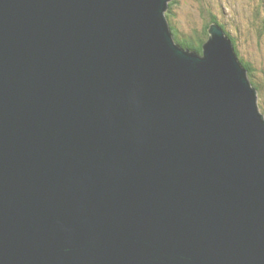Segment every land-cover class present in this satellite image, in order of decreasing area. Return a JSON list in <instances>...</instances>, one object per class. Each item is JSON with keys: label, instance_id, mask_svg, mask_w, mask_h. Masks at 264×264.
Instances as JSON below:
<instances>
[{"label": "water", "instance_id": "1", "mask_svg": "<svg viewBox=\"0 0 264 264\" xmlns=\"http://www.w3.org/2000/svg\"><path fill=\"white\" fill-rule=\"evenodd\" d=\"M171 1L0 0V264H264L255 89Z\"/></svg>", "mask_w": 264, "mask_h": 264}, {"label": "rangeland", "instance_id": "2", "mask_svg": "<svg viewBox=\"0 0 264 264\" xmlns=\"http://www.w3.org/2000/svg\"><path fill=\"white\" fill-rule=\"evenodd\" d=\"M171 22L185 37L202 33L211 15L225 23L228 33L238 41L240 55L256 69L255 81L264 83V41L258 40L255 29L259 25L254 18L256 9L264 0H175ZM168 10L165 12L167 13ZM259 30V27L258 29ZM259 113L264 116V95L257 92Z\"/></svg>", "mask_w": 264, "mask_h": 264}, {"label": "trees", "instance_id": "3", "mask_svg": "<svg viewBox=\"0 0 264 264\" xmlns=\"http://www.w3.org/2000/svg\"><path fill=\"white\" fill-rule=\"evenodd\" d=\"M174 3H176L175 0H172L169 3V11L166 13L167 16V21L169 24V28L171 30V32L173 33V36L175 38V42L177 44H179L182 48H184L185 50L188 51H195L199 54H202V46L204 44V42L208 39L209 37V33H208V29L210 27V25L212 23L218 24L221 26V28L223 29V31L225 32L226 36L231 40L235 53L238 57L239 62L241 63V65L243 66V68L246 71L247 77L250 81L251 86L256 90V94L257 92L259 93L260 96L264 95V83L259 82V81H255L256 79L254 78L256 76V69L255 67L250 63V61L248 60V58H246V60L240 55L239 52V45H238V41L228 33L227 29L225 28V23L224 22H219V20L217 19L216 16H210L211 18L208 19V21L205 23L204 28L202 30V33H198L195 35H189L188 37H185L183 34H181V32H178L174 25L173 22H171V13L173 14V6L171 7V5H173ZM262 7L261 5L256 9L255 14H254V18L255 21L259 24L257 26V29L259 27V30L255 29L256 32H258V34H253L252 31L249 32V34H251L250 36H255L257 35L258 40H263L264 41V11H262ZM255 79V80H254ZM258 106V103H257ZM264 113V112H263Z\"/></svg>", "mask_w": 264, "mask_h": 264}, {"label": "bare ground", "instance_id": "4", "mask_svg": "<svg viewBox=\"0 0 264 264\" xmlns=\"http://www.w3.org/2000/svg\"><path fill=\"white\" fill-rule=\"evenodd\" d=\"M221 30H222V32L225 34V32L223 31V29L221 28V26L220 25H218V24H216ZM210 28V27H209ZM209 33V32H208ZM226 35V34H225ZM211 36V33H209V37ZM209 37H208V39L205 41V42H207L208 40H209ZM227 37V36H226ZM228 38V37H227ZM228 40L231 42V40L228 38ZM204 42V43H205ZM255 95H256V103H257V94H256V90H255ZM264 117V116H263Z\"/></svg>", "mask_w": 264, "mask_h": 264}]
</instances>
